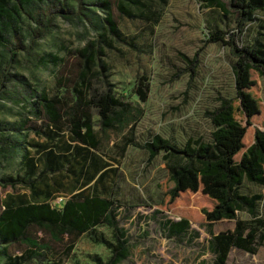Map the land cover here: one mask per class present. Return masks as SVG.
I'll return each mask as SVG.
<instances>
[{"label": "rangeland", "instance_id": "374dc122", "mask_svg": "<svg viewBox=\"0 0 264 264\" xmlns=\"http://www.w3.org/2000/svg\"><path fill=\"white\" fill-rule=\"evenodd\" d=\"M68 1L72 7L47 2L25 9L20 29L0 48V201L7 193L26 192L23 186L4 183L26 177L22 146L27 144L37 157V144L46 141L47 119L39 95L58 98L69 106L75 96L73 88L82 79L83 58L78 50L96 42L102 48L98 64H104V69L98 72L99 66H92L88 72L92 87L102 89L110 84L113 94L131 108L121 124L104 130L97 111H91L100 143L90 152L111 168L107 187L100 184L101 194L113 200L117 227L128 239L129 255L118 264H213L211 236L205 226L191 223L182 234L171 235L167 222L180 217L160 210L158 205L162 197L158 184L165 180L171 165L186 161L171 157L166 162L162 152L150 158L139 145L154 134L178 146L188 138L211 141L214 128L208 112L216 109L222 98H234L231 66L235 59L226 45L207 38L216 28L229 35L234 31L240 45L264 44V12H257L255 20L239 30L234 10L208 8L199 0H139L141 4L129 7L135 17L120 13L119 0H110L120 32L116 38L108 33L105 13L97 0ZM80 8H85L90 21L73 15ZM15 48L13 56L10 49ZM141 76L148 84L145 101L136 92ZM254 79L252 92L261 105L255 126L264 129V79L256 75ZM68 141L64 124L59 137L50 142L67 158L64 168L77 158H73L75 149L72 153L64 149ZM57 176L65 185L70 183L61 174ZM239 192L261 194L262 199L256 203L254 215L243 208L238 217L245 221L264 219V187L245 181ZM65 198L58 195L51 203L60 208ZM233 228L234 222L223 221L215 224L212 232ZM114 236L115 231L106 224L78 236L58 238L47 229L31 226L27 237L48 246L42 257L28 262L29 246L21 241L7 244L6 249L10 257L23 256L20 264H106L112 253L108 243L114 242ZM255 243H260L255 253L232 248L225 264H264V227L258 230ZM0 264L10 263L2 259Z\"/></svg>", "mask_w": 264, "mask_h": 264}, {"label": "trees", "instance_id": "16d2710c", "mask_svg": "<svg viewBox=\"0 0 264 264\" xmlns=\"http://www.w3.org/2000/svg\"><path fill=\"white\" fill-rule=\"evenodd\" d=\"M97 1L105 13L103 21L108 33L120 37L111 14L110 0ZM47 2H62V6L68 8L73 6L68 0H0V48L5 47L8 36L20 29L18 23L25 9ZM199 2L223 12L229 8L234 10L239 30L253 22L257 12H264V0ZM138 4H141L139 0H119L118 10L128 17H135L129 7ZM83 10L85 8L77 9L73 15L80 19L86 17L90 21ZM236 37L234 31L229 35L215 28L207 38L209 42L226 45L235 59L231 66L234 98H222L219 106L208 112L214 128L211 141L188 138L182 146H178L154 134L150 140L139 145L150 154V158L162 152L166 162L171 157H181L186 161L182 165H171L165 180L158 184L162 191L158 205L160 210L180 217L178 220H168L171 235L182 234L191 223L205 226L211 236L209 248L214 255L213 264H225L232 248L255 253L260 245L255 243L256 234L264 227V219L254 217L245 221L238 217V211L243 208L251 216L254 215L256 203L262 199L261 194H241L239 187L245 181L264 187V129L255 126L261 114V105L252 92L256 83L254 75L264 79V44L240 45ZM17 50L10 49L11 55L14 56ZM78 53L83 58L82 79L80 85L76 84L73 88V101L65 107V103L58 98L39 95V105L47 119L43 132L46 141L37 144V157L28 150L27 144L22 146L21 161L25 178L4 180L13 187L20 185L26 189L22 194L7 193L0 201V260H8L10 264H20L23 256L10 257L6 249L9 243H27L28 262L42 257L48 250L46 244L27 237L31 226L47 229L58 238L63 235L78 236L97 225L106 224L115 231L114 242L108 243L112 253L106 264H118L129 255L128 239L115 220L114 202L102 195L100 190V184L107 187L105 180L111 171L110 165L90 150L98 149L100 143L93 129L92 109L97 111L101 130H104L121 124L128 118L131 108L113 94L110 84L102 89L92 87V77L88 72L93 65L99 66L98 72L104 69V64H98L102 48L97 47L96 42H90ZM145 79L144 76L140 77L136 89L142 101L146 100L148 93ZM64 124L70 139L64 149L70 153L75 149L73 158L77 157L67 168H64L67 161L65 155L50 145L52 140L59 137ZM12 145V148L17 146V141ZM59 174L69 179L70 183L65 185L64 179L57 176ZM58 195L66 196L60 208L51 203ZM223 221L234 222V228L213 233V226ZM262 237L263 234L260 235Z\"/></svg>", "mask_w": 264, "mask_h": 264}]
</instances>
